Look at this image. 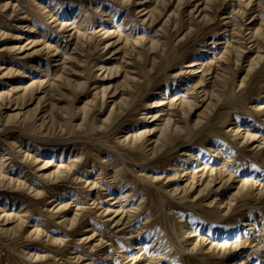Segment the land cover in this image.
I'll return each mask as SVG.
<instances>
[{
	"label": "rangeland",
	"instance_id": "obj_1",
	"mask_svg": "<svg viewBox=\"0 0 264 264\" xmlns=\"http://www.w3.org/2000/svg\"><path fill=\"white\" fill-rule=\"evenodd\" d=\"M0 264H264V0H0Z\"/></svg>",
	"mask_w": 264,
	"mask_h": 264
},
{
	"label": "bare ground",
	"instance_id": "obj_2",
	"mask_svg": "<svg viewBox=\"0 0 264 264\" xmlns=\"http://www.w3.org/2000/svg\"><path fill=\"white\" fill-rule=\"evenodd\" d=\"M253 70H254V69H253ZM254 72H255V71H254ZM246 82H247V81H246ZM246 84H247V83H246ZM214 133H216V132H214ZM204 186H205V185H204ZM206 187H207V185H206ZM206 187H203V190H204V191L207 190ZM204 191H202V192H204ZM177 196H178V195H177ZM242 198H243V196H242ZM177 200H178V199H177ZM192 200H193V199H192ZM198 203H200V202H198ZM198 203H197V204L195 203V204H196L197 206H199ZM182 206H183V205H182ZM185 206H186V205H185ZM190 206L192 207V206H194V204H193V205H190ZM192 208H193V207H192ZM198 208H199V207H198ZM158 210H159V209H158ZM229 210H230V209H229ZM160 211H161V210H160ZM191 211H192V210H191ZM234 211H235V210H234ZM234 211H233V212H234ZM158 212H159V211H158ZM229 212H230V211H229ZM155 213H156V212H155ZM226 213H227V212H226ZM158 215H159L158 213L155 214L154 220H156V221L158 220ZM230 215H231V212H230ZM262 215H263V214H262ZM223 217H224V216H223ZM208 219H209V218H208ZM182 223H183V221H182ZM182 225H183V224H182ZM239 225H240L241 227H242V226H246L245 223H241V224H239ZM174 234H175V233H174ZM236 245H237V244H236ZM230 248H231V247H230ZM160 257H161V256H160ZM162 257H163V256H162ZM197 258H198V257H197Z\"/></svg>",
	"mask_w": 264,
	"mask_h": 264
}]
</instances>
